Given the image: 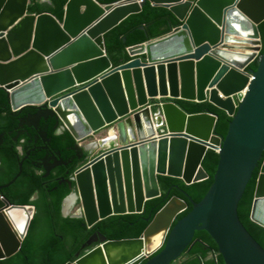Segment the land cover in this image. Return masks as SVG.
<instances>
[{
  "label": "water",
  "instance_id": "1",
  "mask_svg": "<svg viewBox=\"0 0 264 264\" xmlns=\"http://www.w3.org/2000/svg\"><path fill=\"white\" fill-rule=\"evenodd\" d=\"M146 2L169 9L181 25L129 48L131 60L114 66L105 35ZM29 3L0 0V87L13 112L37 108L21 126L38 129L47 142L41 121L55 117L59 130L70 131L89 152L74 173L63 215L83 216L93 226L112 215L142 213L163 194L160 176L187 184L208 179L209 150L221 154L212 187L201 201L192 199L186 216L180 218L189 202L174 196L142 236L94 234L85 245L97 244L65 264H173L202 230L216 240L226 264H264V246L239 213L260 167L251 219L264 226V0H69L62 22L50 13L29 14ZM256 62L258 70L250 69ZM157 100L165 101L162 107ZM179 100L210 102L227 112L233 118L227 135L216 133L219 115L190 113ZM101 130L106 134L82 144ZM62 163L54 155L42 162L48 170ZM22 170L20 161L19 172L0 189ZM69 198L81 204L80 213L65 210ZM35 211L0 193V259L21 249Z\"/></svg>",
  "mask_w": 264,
  "mask_h": 264
},
{
  "label": "trees",
  "instance_id": "2",
  "mask_svg": "<svg viewBox=\"0 0 264 264\" xmlns=\"http://www.w3.org/2000/svg\"><path fill=\"white\" fill-rule=\"evenodd\" d=\"M28 13H50L63 21L65 6L69 0H29ZM101 4H113L122 0H97ZM181 21L167 8L152 6L146 2L138 14L130 15L105 35L107 55L114 66L131 60L128 49L164 37L171 33ZM264 43V23L261 25ZM264 51V50H263ZM259 62L250 69L258 70ZM178 103L190 113L211 112L219 115L216 133L225 137L233 118L210 102L197 103L179 100ZM36 107L22 112H13L9 94L0 87V185L10 182L19 172L21 175L0 193L15 204H32L36 207L28 233L21 249L10 257L0 259V264H65L75 260L95 244L85 245L94 234L108 239L136 238L143 235L155 215L178 196L186 199L190 206L180 215L186 216L193 209L192 199L201 201L212 187L221 154L209 150L204 167L210 174L208 179L187 184L183 179L160 176L162 195L147 202L142 213L112 215L88 226L83 216L63 215L62 204L76 186L75 171L87 161L89 152L78 146V141L67 129L59 130L61 124L55 117L42 119L40 129L47 132L45 142L39 130L21 126L22 120L35 115ZM47 145V148L44 146ZM47 155L63 160L50 170L42 164ZM54 161L53 159L51 162ZM260 167L250 181L240 202L239 213L252 235L264 246V226L251 219ZM219 252L218 258L213 256ZM173 264H226L216 240L206 230L198 231L195 243L184 256Z\"/></svg>",
  "mask_w": 264,
  "mask_h": 264
},
{
  "label": "rangeland",
  "instance_id": "3",
  "mask_svg": "<svg viewBox=\"0 0 264 264\" xmlns=\"http://www.w3.org/2000/svg\"><path fill=\"white\" fill-rule=\"evenodd\" d=\"M105 134H106V130H101L100 132H97L96 134H94L93 136L88 138L85 142H82V144L92 142V141L96 140L97 138L102 137ZM97 150L98 149H95L94 151L97 152ZM80 206H81V204L79 202H77L75 204V206L73 207V210L71 212L80 213Z\"/></svg>",
  "mask_w": 264,
  "mask_h": 264
},
{
  "label": "bare ground",
  "instance_id": "4",
  "mask_svg": "<svg viewBox=\"0 0 264 264\" xmlns=\"http://www.w3.org/2000/svg\"><path fill=\"white\" fill-rule=\"evenodd\" d=\"M114 132L111 131V135L113 136ZM73 198H69L65 203V210L70 209V206L72 205ZM163 234H159L156 236L154 241V246H158L162 242Z\"/></svg>",
  "mask_w": 264,
  "mask_h": 264
},
{
  "label": "built area",
  "instance_id": "5",
  "mask_svg": "<svg viewBox=\"0 0 264 264\" xmlns=\"http://www.w3.org/2000/svg\"><path fill=\"white\" fill-rule=\"evenodd\" d=\"M126 0H123V1H119V3H122V2H125ZM137 3H139V4H141L142 2H143V0H135ZM118 3V2H117ZM263 49H264V45H263ZM244 93V97H245V95H246V92H243ZM165 102L163 101V100H157V102L155 103V105L156 106H158V107H162L163 106V104H164ZM213 256L214 257H216V258H218V256H219V252H214L213 253Z\"/></svg>",
  "mask_w": 264,
  "mask_h": 264
},
{
  "label": "clouds",
  "instance_id": "6",
  "mask_svg": "<svg viewBox=\"0 0 264 264\" xmlns=\"http://www.w3.org/2000/svg\"><path fill=\"white\" fill-rule=\"evenodd\" d=\"M165 102V101H164ZM96 153V152H95ZM14 230L18 231L19 233H23L24 229L22 226L14 225Z\"/></svg>",
  "mask_w": 264,
  "mask_h": 264
},
{
  "label": "crops",
  "instance_id": "7",
  "mask_svg": "<svg viewBox=\"0 0 264 264\" xmlns=\"http://www.w3.org/2000/svg\"><path fill=\"white\" fill-rule=\"evenodd\" d=\"M75 206V204H72L71 206H70V209H69V211H70V213H74V212H71L72 210H73V207Z\"/></svg>",
  "mask_w": 264,
  "mask_h": 264
},
{
  "label": "flooded vegetation",
  "instance_id": "8",
  "mask_svg": "<svg viewBox=\"0 0 264 264\" xmlns=\"http://www.w3.org/2000/svg\"><path fill=\"white\" fill-rule=\"evenodd\" d=\"M42 1H46V0H42ZM94 154V153H93ZM51 156V155H50Z\"/></svg>",
  "mask_w": 264,
  "mask_h": 264
}]
</instances>
